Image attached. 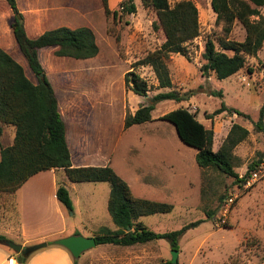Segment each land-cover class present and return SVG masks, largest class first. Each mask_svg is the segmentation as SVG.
Listing matches in <instances>:
<instances>
[{"label": "rangeland", "instance_id": "1", "mask_svg": "<svg viewBox=\"0 0 264 264\" xmlns=\"http://www.w3.org/2000/svg\"><path fill=\"white\" fill-rule=\"evenodd\" d=\"M123 1L109 0L111 13L106 14L102 0H17L18 13L0 0V47L37 84L38 78L29 68L12 32L15 17H21L31 38L60 27L90 28L100 49L94 59L58 57L54 48L39 51L45 75L59 98L73 167L106 164L128 183L135 197L173 205L170 213L140 219L152 232L178 231L200 222L181 237L177 250L179 264H264V133L258 132L254 125L264 103V47L256 56L248 57L246 67L235 76L219 80L213 74L203 75L206 42L214 39L218 47V37L224 35L223 23L217 24L211 0H191L198 8L200 36L188 44L187 56L173 54L169 60L173 89L189 94V99L180 103L163 101L156 105L151 122L124 129L127 115L148 104L157 93L171 89L156 90L158 81L150 67L136 70L153 87L147 97L126 88L125 75L131 71L132 64L159 48L165 35L162 29L155 28V12L144 7L140 0H134L136 13L114 15L121 10ZM177 1L169 0L171 5ZM259 10L264 17V7ZM245 37L246 31L237 21L230 38L243 41ZM213 92H222L224 98L212 95ZM222 103L244 116L228 112L213 115ZM179 108L196 114L207 129L213 130L214 151H218L234 124L250 132L234 150L235 171L240 179L248 176L245 183L198 166L197 150L180 140L173 124L161 120ZM0 126L1 159L2 149L13 145L16 133L12 126L2 123ZM253 165L255 170L250 171ZM255 172L258 177L252 180ZM58 176L65 179L62 185L68 189L73 203V210H65L63 220L55 214L47 190L30 189L25 200L21 192L17 194L19 202H25L30 224L24 247L48 243L46 248L29 256L28 261L48 247H60L54 244L56 240L75 235L95 237L103 227L117 230L108 211L109 183H73L64 171ZM15 194L0 193V225L19 223ZM230 195L236 202L227 223L221 224L218 210ZM209 211L217 212L212 219L206 215ZM15 233L21 234V230ZM0 235L21 243L1 228ZM172 251L167 240H157L131 247L99 245L77 260L70 255L74 264L75 261L77 264H165L172 260Z\"/></svg>", "mask_w": 264, "mask_h": 264}, {"label": "trees", "instance_id": "2", "mask_svg": "<svg viewBox=\"0 0 264 264\" xmlns=\"http://www.w3.org/2000/svg\"><path fill=\"white\" fill-rule=\"evenodd\" d=\"M5 1L13 12L18 13L17 0ZM102 1L106 14H110L109 0ZM140 1L144 7L155 12V28L163 30L165 41L159 48L132 64L131 71L125 75L126 88L136 95L147 97L153 87L136 70L139 67H150L158 81L156 90L171 91L157 93L133 115H127L124 129L151 122L152 112L156 105L163 101L180 103L189 99V94H180L173 89L169 60L173 54L187 56L188 44L201 33L199 12L193 1L179 0L174 5H171L169 0ZM211 6L217 15V24L223 23L224 35L218 37V47L214 39L210 38L206 42V63L201 71L205 76L213 74L216 79L224 80L243 70L248 57L256 56L264 47V17L259 10L264 7V0H211ZM120 7L121 10L114 12V15L126 16L137 12L134 0H124ZM237 21L246 31L243 41L230 38ZM12 31L29 68L37 76L38 83H33L24 68L0 47V123L14 127L16 133L13 145L1 151L0 193L14 195L30 178L49 170H64L73 183L106 182L110 185L108 211L117 230L101 228L95 236L98 246L131 247L167 240L173 250H179L181 237L200 222L189 224L178 231L152 232L140 219L170 213L174 209L173 205L135 197L128 183L110 166L72 165L67 129L60 112L59 100L45 75L39 59V50L57 48L58 57L92 59L99 54L94 32L87 27H60L32 39L24 22L18 17L14 19ZM212 95L224 98L222 92H213ZM224 112L244 116L242 112L229 108L225 103H222L221 108L213 115ZM161 120L173 124L180 140L197 150L196 162L201 169L216 171L234 178L237 182L247 181L248 176L240 179L235 171L234 156L235 148L249 137L250 132L246 128L234 124L218 151H214L213 130L207 129L197 119L196 114L188 109L179 108L169 112ZM254 125L258 132L264 133V103L259 119ZM2 133L0 126V138ZM255 166H251L250 171H254ZM56 196L65 210H73L69 191L64 185L59 184ZM215 213L217 212L209 211L206 215L212 219ZM5 240V236H0V245H3ZM17 259L20 264H27L29 258L23 255ZM165 264L174 263L169 260Z\"/></svg>", "mask_w": 264, "mask_h": 264}, {"label": "crops", "instance_id": "3", "mask_svg": "<svg viewBox=\"0 0 264 264\" xmlns=\"http://www.w3.org/2000/svg\"><path fill=\"white\" fill-rule=\"evenodd\" d=\"M76 29H78V28H76ZM40 36L41 35H39L35 38H38ZM35 38H32V39H35ZM45 49H49V48H45ZM54 49L57 50V48H54ZM41 50H43V49H41ZM99 53H100V49H99ZM92 59H94V58H92ZM88 60H90V59H88ZM58 100H59V98H58ZM59 107H60V103H59ZM60 112H61V110H60ZM61 115H62V113H61ZM62 118H63V116H62ZM66 129H67V127H66ZM67 141H68V139H67ZM68 144H69V142H68ZM105 165H104V167H105ZM86 166H88V165H86ZM62 171H64V170H49V171L41 172V173L33 176L32 178H30L17 191L14 199H15V202L17 204V210L19 211V223H18L19 225L17 224L18 226L17 225L15 226L12 223H8V224H10L8 226L7 222L5 223L6 225L4 223H2L0 225V228L5 232V234L15 236L18 240L21 241L20 244L21 245L23 244V246H25L24 245L26 242V240H24L25 232H27V230H29L30 224H29L28 218L26 217L25 202L23 200H21L19 202V200L17 199V194L19 192H21L22 198L25 200V197L27 198V193L29 192V190L34 189V188H35V190H31V191L47 190V192L49 193V195L51 197V203L53 204L55 214L57 216H60L61 220H63L64 214H65V208L59 203L57 196H56L59 184L65 183V179L63 177L58 176L59 172H62ZM67 179H68V177H67ZM43 221H44V219H42L39 222V224L41 225L43 223ZM20 230H21V234L15 233L17 231L20 232ZM0 236H5V235H0ZM6 239L8 240L7 237H6ZM11 258H14L15 262L17 264L19 263L18 259H17L18 258L17 254H13L12 252H10L9 248H7L6 246L0 245V264H10ZM62 261H64L65 264H74L68 250H66L63 247L51 246V247H48L47 249L43 250L42 252H39V253L35 254L34 256H32L31 259L27 262V264H61Z\"/></svg>", "mask_w": 264, "mask_h": 264}, {"label": "water", "instance_id": "4", "mask_svg": "<svg viewBox=\"0 0 264 264\" xmlns=\"http://www.w3.org/2000/svg\"><path fill=\"white\" fill-rule=\"evenodd\" d=\"M18 18L21 19L20 16H18ZM54 244L68 250L75 260L79 259L83 253L91 249H95L98 246L94 236L85 238L76 235L56 240ZM3 245L18 254H23L25 257H29L35 252L46 248L48 246V243L43 242L38 245L24 247L23 245L16 244L13 241L5 240ZM178 255H179V251L177 250L172 251V262L174 264L179 263Z\"/></svg>", "mask_w": 264, "mask_h": 264}, {"label": "built area", "instance_id": "5", "mask_svg": "<svg viewBox=\"0 0 264 264\" xmlns=\"http://www.w3.org/2000/svg\"><path fill=\"white\" fill-rule=\"evenodd\" d=\"M251 177H252V180H256L258 177V173H256V172L253 173L251 175ZM235 202H236V198L233 195H230L229 197H227L223 200V202H222V204L218 210L219 222L221 224L227 223L229 212H230L231 208H233V206L235 205ZM10 264H17L15 262L14 258L10 259Z\"/></svg>", "mask_w": 264, "mask_h": 264}]
</instances>
